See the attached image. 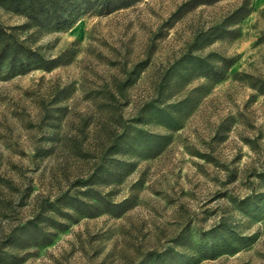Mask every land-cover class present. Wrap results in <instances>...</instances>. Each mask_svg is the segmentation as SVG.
Wrapping results in <instances>:
<instances>
[{
	"label": "rangeland",
	"instance_id": "374dc122",
	"mask_svg": "<svg viewBox=\"0 0 264 264\" xmlns=\"http://www.w3.org/2000/svg\"><path fill=\"white\" fill-rule=\"evenodd\" d=\"M184 1L140 0L107 15L85 13L63 28L18 31L44 56H60L61 64L50 71L0 73V239L33 215L41 198L79 191L72 182L90 173L109 143L113 117L134 115L154 94L161 68L180 54L193 31L217 22L239 2L206 0L172 17ZM250 2L237 38L199 50L230 57L227 77L200 96L179 129L139 124L169 136L164 150L148 158L125 156L133 165L123 180L97 185L112 201L127 200L124 213L68 221L49 245L13 250L24 256L17 264H135L148 251L168 246L188 253L185 239L201 240L200 233L221 219L252 236V243L197 264H264V219L237 207L240 199L264 191L256 176L264 169V94L239 78L243 73L264 77V42H258L264 0ZM0 19L6 25L25 23L3 10ZM145 58L146 67L125 87L126 102L116 110L105 106L96 91L117 94L125 70ZM204 83L194 78L171 99ZM57 89L64 90L54 102Z\"/></svg>",
	"mask_w": 264,
	"mask_h": 264
},
{
	"label": "trees",
	"instance_id": "16d2710c",
	"mask_svg": "<svg viewBox=\"0 0 264 264\" xmlns=\"http://www.w3.org/2000/svg\"><path fill=\"white\" fill-rule=\"evenodd\" d=\"M138 1L140 0H0V10L25 19V23L20 25H6L0 19V73L5 72L9 76L23 74L32 69L50 71L61 64L60 56L48 58L26 44L19 35L20 29H59L72 24L85 13L107 15ZM205 2L206 0H186L177 6L171 16H177L187 6L194 7ZM251 10L250 0H239L217 22L193 31L190 41L180 54L161 68L155 82L154 94L143 101L131 117L123 118L121 114L113 117L116 126L109 134V143L97 157L90 173L85 177H77L72 182L73 187L78 186L81 189L76 193L65 189L52 199L41 198L32 216L14 225L3 235L0 239V264H17L24 260V256L12 252L15 249L49 245L58 232L66 229L68 221H76L79 217H92L99 212L114 216L124 213L127 200L112 201L101 193L97 185L119 183L123 180L133 165L125 156L148 158L164 150L169 136L148 131L139 124L155 122L170 131L182 126L200 96L212 85L225 79L233 63L230 57L213 51L202 54L199 50L218 39L237 38L240 35L238 25ZM258 42H264V33H261ZM147 63L148 59L145 58L125 70L124 78L116 83L117 94L109 89L96 91L106 100L104 105L116 110L124 104L125 87L134 82ZM197 77L204 78L205 83L186 89L179 98L171 99L173 92L183 90ZM239 78L248 81L249 86L257 93L264 94V77L243 73ZM63 90L55 91L54 102ZM122 100L125 101L122 103ZM256 176L264 183V169ZM237 207L252 218L264 219V191L240 199ZM200 234L201 240L185 239V249L190 250L188 253L168 246L160 252L148 251L135 264H197L203 259L234 254L252 243V236L241 235L226 219H221L217 225Z\"/></svg>",
	"mask_w": 264,
	"mask_h": 264
}]
</instances>
